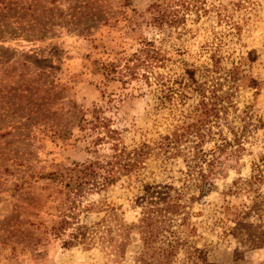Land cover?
Listing matches in <instances>:
<instances>
[{
  "label": "rangeland",
  "instance_id": "obj_1",
  "mask_svg": "<svg viewBox=\"0 0 264 264\" xmlns=\"http://www.w3.org/2000/svg\"><path fill=\"white\" fill-rule=\"evenodd\" d=\"M160 10L179 20L158 25ZM108 63L115 72L102 70ZM187 69L206 87L230 86L235 108L202 143L189 135L181 147H244L205 196L187 152L158 147L199 100ZM94 107L129 148H153L140 171L82 198L98 205L80 212L89 225L106 218L100 205L118 212L109 223L120 254L100 234L91 247H64L67 235L51 232L61 194L42 175L110 151L80 129ZM146 185L184 194L162 237L180 241L172 264H264V0H0V264H136Z\"/></svg>",
  "mask_w": 264,
  "mask_h": 264
},
{
  "label": "trees",
  "instance_id": "obj_2",
  "mask_svg": "<svg viewBox=\"0 0 264 264\" xmlns=\"http://www.w3.org/2000/svg\"><path fill=\"white\" fill-rule=\"evenodd\" d=\"M179 17L173 12L160 10V14L155 18L158 25H173ZM117 65L108 63L103 65L104 72H115ZM111 67V69H110ZM238 68L234 67L228 71L229 82H236L238 79ZM187 79L192 89L199 95V100L191 112L188 121H184L170 135H166L159 142L158 147L168 155L179 156L186 153L185 159L191 176L196 178V186L202 196L207 195L214 186L213 179L216 174H221L227 167V160L237 157L238 153L244 149L239 141H226L218 145L219 153L215 150L206 152L200 143L211 132L213 124L219 127L224 120H228V115L233 105V91L229 86L224 90L222 83H216L211 87L200 82L196 78L194 69H187ZM80 129L82 131L97 133L92 137L94 148L102 143H110V151L105 154H98L96 158L84 162H74L71 165L62 166L54 171H50L43 177L49 179L58 186V193L61 194L56 204V216L51 232L58 236L67 235L63 239L64 247H72L84 244L91 247L100 234L102 242L111 246V249L120 254V244L124 249V243L112 234L109 222L118 220V212L114 207L100 205L99 210L106 211V218L96 224H87L80 218V212H89L98 205L94 202L84 204L83 195L93 190L102 191L110 185L116 183L125 175H132L140 171L150 154L152 146L143 142L133 148H129L122 141L119 131L111 127L110 120L101 114L98 107H94L91 116L81 115ZM229 127H231L228 124ZM189 135H196L200 139L195 146L181 147V141ZM98 152V150H95ZM206 165V168L203 167ZM196 176V177H195ZM166 186H145V199L148 207L144 216L140 220V232L145 243V249L138 257L136 264H172L179 249V239L169 241L163 240L164 232L168 231L169 223L173 215L181 213L185 207L182 203L183 192ZM111 218V219H110ZM113 219V220H112ZM119 224L120 222L116 223Z\"/></svg>",
  "mask_w": 264,
  "mask_h": 264
}]
</instances>
